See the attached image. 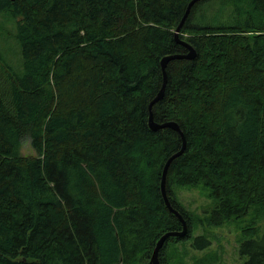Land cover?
<instances>
[{
  "label": "trees",
  "instance_id": "1",
  "mask_svg": "<svg viewBox=\"0 0 264 264\" xmlns=\"http://www.w3.org/2000/svg\"><path fill=\"white\" fill-rule=\"evenodd\" d=\"M190 1L0 0L22 66L0 55V264H148L160 236L181 230L159 190L181 139L147 120L160 60L187 53L173 33ZM179 38L196 57L167 64L152 115L185 136L165 190L188 233L167 239L161 264L192 237L178 188L212 201L196 227L264 221V0H201ZM25 142L34 154H21ZM242 230L244 264H264V233Z\"/></svg>",
  "mask_w": 264,
  "mask_h": 264
},
{
  "label": "rangeland",
  "instance_id": "2",
  "mask_svg": "<svg viewBox=\"0 0 264 264\" xmlns=\"http://www.w3.org/2000/svg\"><path fill=\"white\" fill-rule=\"evenodd\" d=\"M228 11L224 12V17L222 16L226 24L233 22L232 18L227 17L225 20ZM15 33V20L7 12H0V55L15 71L21 72L20 47L14 38ZM21 154H34L29 142L22 144ZM204 190L200 186H187L175 190V200L192 219L190 223L192 237L186 242L169 245L168 255H171L169 264H244L246 258L238 252L239 242L244 237L242 229L250 224L253 231L262 234L264 221L261 222L258 215H253V218H249L250 215H248L224 222L220 227L209 223V226L203 224L196 227L195 222L205 221L207 212L212 209V201L206 196L207 191ZM200 235L205 236L210 243L208 247L197 250L191 246V243L194 237ZM199 243L203 244L201 241Z\"/></svg>",
  "mask_w": 264,
  "mask_h": 264
},
{
  "label": "water",
  "instance_id": "3",
  "mask_svg": "<svg viewBox=\"0 0 264 264\" xmlns=\"http://www.w3.org/2000/svg\"><path fill=\"white\" fill-rule=\"evenodd\" d=\"M201 0H192L188 3L185 13L180 21V23L178 24L177 28L175 29L174 33H173V38L174 41L185 47L187 49V53L186 54H173V55H167L164 56L161 60H160V66H161V71H162V85L160 90L158 91V93L156 94V96L154 97V99L150 102V104L148 105V120H147V125L150 131L152 132H156L158 130H162V129H170L172 131H175L180 139H181V148L178 152L172 154L166 161L163 170H162V175H161V180H160V184H159V190L163 199V202L165 204L166 209L169 211V213H171L172 215H174L179 222L181 223V230L179 231H169L164 233L162 236H160V238L156 241L152 254L148 260V264H161L160 260H159V251L161 250V248L163 247V245L165 244V242L167 241V239L169 238H183L187 235L188 233V226L186 224V221L183 219L182 215L179 213V211H177L176 209H174L168 199V196L166 194V190H165V178H166V173H167V169L170 165V163L180 157L184 151H185V146H186V141H185V136L183 131L181 130V128L179 127V125L176 122L170 121V122H165V123H157L154 121L153 119V115H152V106L159 102L163 96H164V91H165V86H166V82H167V76H166V66L170 61L173 60H193L196 57V51L194 50L193 47H191L189 44L185 43L184 41L180 40L179 38V33L180 30L185 22V20L187 19L190 9L191 7L200 2Z\"/></svg>",
  "mask_w": 264,
  "mask_h": 264
}]
</instances>
